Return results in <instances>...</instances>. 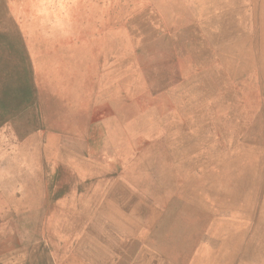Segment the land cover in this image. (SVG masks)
I'll list each match as a JSON object with an SVG mask.
<instances>
[{
	"label": "rangeland",
	"instance_id": "obj_1",
	"mask_svg": "<svg viewBox=\"0 0 264 264\" xmlns=\"http://www.w3.org/2000/svg\"><path fill=\"white\" fill-rule=\"evenodd\" d=\"M0 264H264V0H0Z\"/></svg>",
	"mask_w": 264,
	"mask_h": 264
},
{
	"label": "crops",
	"instance_id": "obj_2",
	"mask_svg": "<svg viewBox=\"0 0 264 264\" xmlns=\"http://www.w3.org/2000/svg\"><path fill=\"white\" fill-rule=\"evenodd\" d=\"M79 141L81 142H91V146H95V144H97V146L101 143L100 141H105V148H103L102 152L100 153V157L96 158L97 160L101 161V158H105V157H109L112 155V150H110V147L108 146V139L107 138H101V136H96V135H90V136H80L79 137ZM94 144V145H93ZM95 155V154H94Z\"/></svg>",
	"mask_w": 264,
	"mask_h": 264
},
{
	"label": "bare ground",
	"instance_id": "obj_3",
	"mask_svg": "<svg viewBox=\"0 0 264 264\" xmlns=\"http://www.w3.org/2000/svg\"><path fill=\"white\" fill-rule=\"evenodd\" d=\"M259 8V7H258ZM89 23V22H88ZM80 30V29H79ZM260 62V61H259Z\"/></svg>",
	"mask_w": 264,
	"mask_h": 264
}]
</instances>
